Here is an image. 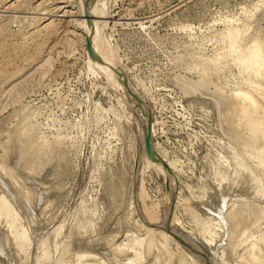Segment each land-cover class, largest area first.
<instances>
[{"label": "rangeland", "instance_id": "1", "mask_svg": "<svg viewBox=\"0 0 264 264\" xmlns=\"http://www.w3.org/2000/svg\"><path fill=\"white\" fill-rule=\"evenodd\" d=\"M84 3L114 63H89ZM255 43L264 56V0H0V264H129L149 209L175 213L200 264H264V74L237 59ZM123 75L177 183L138 163L132 193L141 125ZM242 88L259 127L230 114ZM214 90L237 99L220 112Z\"/></svg>", "mask_w": 264, "mask_h": 264}, {"label": "bare ground", "instance_id": "2", "mask_svg": "<svg viewBox=\"0 0 264 264\" xmlns=\"http://www.w3.org/2000/svg\"><path fill=\"white\" fill-rule=\"evenodd\" d=\"M95 2V1H94ZM98 3V2H96ZM93 14V21H94V24H95V28H96V32H97V38H98V43H96V39H94V52H95V55L97 57L98 60H102L101 58H104V59H107L109 62H112L113 61V58H112V54L110 55L109 52H108V55H110V57L106 56L103 49H102V46L105 45L103 43V40L101 38V28H100V25L98 23V20L96 19L95 15H99V14H96L95 12L97 11V7H96V4L94 3H91L89 6H88ZM99 10L101 8H98ZM83 11H84V8H83ZM103 11V10H102ZM101 13V11H100ZM103 14V13H102ZM101 16V15H100ZM86 12L84 11V20H83V23L85 24L86 26V35H89L90 34V27L87 25L86 23ZM103 17V16H102ZM100 19V18H99ZM86 39V37H85ZM107 45V44H106ZM231 47H233L234 49L237 48V44L233 41L231 43ZM86 49H87V46H86ZM257 49V51H256ZM108 51V49H107ZM88 52V50H87ZM237 59L243 63H245V65L249 68H251V70H254L256 72H260V73H263L264 74V56L263 54L261 53L260 51V44L259 43H255L253 48H252V52L247 54V55H243V54H238L237 55ZM89 63L91 65H94V64H99L98 62H94L92 61L90 58H89ZM114 63V61H113ZM109 66V65H107ZM115 66V65H114ZM91 68V67H90ZM93 68V67H92ZM102 69H104L106 71V73L109 75L108 78L111 76H114V73L112 70L110 69H107L105 66L104 67H101ZM115 78V77H114ZM192 86L196 89H200L201 91L203 92H206V85L204 83H201V82H194L192 84ZM136 91V90H135ZM128 94V97L130 98V95L128 93V91L126 92ZM138 93V92H137ZM136 93V96L138 98V100L140 101V95ZM236 93L242 98V101H235V102H232L233 100L237 99H233L232 101H230V97L227 96V95H224L223 93H220L219 91H216L214 90L212 92V94L215 96V99H216V102H217V105L219 107V110L221 112L222 108L221 106L225 105V104H229L232 102L231 104V107H236L237 111L236 112H231L230 114L236 116L237 119H241L245 116H248L249 115V119H250V125H251V128L252 127H259L261 122L256 120V118L252 115H254L260 108H262L263 106L261 105V103H258V100L256 99V97L253 95L252 92H250L248 89H241V90H237ZM238 97V96H237ZM131 99V98H130ZM129 99V100H130ZM132 100V99H131ZM132 102L134 103V101L132 100ZM140 103V102H139ZM263 104V103H262ZM133 105V104H132ZM134 107H135V104H134ZM132 108V107H131ZM135 109V108H134ZM145 107L144 105H142V103H140V110H141V115L142 117L141 118H146L147 116V121L152 129V123H154L153 119L151 118V115L148 113V112H145L146 116L144 115V113L142 112V110H144ZM231 109V108H230ZM230 109H228V113L230 111ZM132 111V110H131ZM263 113H264V107H263ZM137 119V118H136ZM135 119V121H136ZM244 119V118H243ZM138 123V122H137ZM140 125H141V132H140V135H141V152H140V162H139V168L141 169L142 166H149V165H152L154 166L156 169H158L159 171H162L165 175H168V170H167V167L166 165L163 163V162H160V163H156V162H152L150 161L146 155L144 154V134H143V127H142V122L140 121ZM24 126V125H23ZM21 126V127H23ZM22 130H25L22 129ZM21 131V130H20ZM24 132V131H23ZM154 131H152L153 133ZM26 133V131H25ZM28 133V132H27ZM17 135V133H16ZM19 135V138H20V134ZM22 135V133H21ZM24 135V134H23ZM32 137L34 136V138L36 137L35 134H31ZM26 136V134H25ZM30 136V134L28 135ZM13 137V136H12ZM22 137V136H21ZM18 138V137H17ZM27 138V136L25 137ZM11 139V137H10ZM9 139V140H10ZM13 139V138H12ZM21 139V138H20ZM20 139H16V140H20ZM22 139H24L22 137ZM29 139V137H28ZM30 139L31 136H30ZM15 140V139H14ZM15 140V141H16ZM35 140V139H34ZM22 141V140H21ZM27 141V140H26ZM29 141H32V140H28L26 143L24 142V140L22 141V144H24V151H26L25 149L27 148V146H29ZM18 142V141H17ZM24 142V143H23ZM21 143V142H20ZM12 144V143H10ZM15 144V143H14ZM13 144V145H14ZM18 144V143H17ZM12 146V145H11ZM10 146V148H11ZM19 146V145H18ZM17 146V147H18ZM32 146V145H31ZM30 146V147H31ZM35 146V145H34ZM38 146V145H37ZM52 145H50L51 147ZM22 148V145L20 146ZM49 147V146H48ZM153 147H154V152H155V155L157 157H160V158H164L166 160H168L171 164L172 167H174V161L172 159H168L166 158L164 155H160L158 153V149H157V145L155 143V141H153ZM20 149V148H19ZM43 149V148H42ZM45 149V148H44ZM50 149V148H49ZM28 150V149H27ZM33 150V149H32ZM13 151V150H12ZM18 151V150H17ZM16 151V152H17ZM22 151V150H20ZM23 151V153H25ZM42 151V150H41ZM28 152V151H27ZM19 153V152H18ZM34 154L32 155V153L30 155H32V159L34 160V162H40L37 157L40 155L39 154V147L38 148H34ZM27 154L29 153H26L25 156H27ZM13 155V154H12ZM16 155V154H15ZM18 155V154H17ZM10 156V155H9ZM22 156V154L20 155ZM19 156V157H20ZM37 156V157H36ZM18 157V158H19ZM23 157H24V154H23ZM23 157H20V158H23ZM33 157H36L35 159ZM19 158V159H20ZM28 158V156H27ZM27 158H26V161H27ZM30 158V157H29ZM13 159V158H12ZM24 159V158H23ZM29 160V159H28ZM31 161V159L29 160ZM151 166V167H152ZM251 174V178L252 179H255V177L253 176V172H250ZM169 179V177H168ZM170 181V180H169ZM168 182V180H167ZM141 186V185H139ZM142 188V187H141ZM140 188V189H141ZM142 190V189H141ZM169 193V192H168ZM170 194V193H169ZM170 196V195H168ZM6 198H3L2 199V204H1V214L3 213L6 217L10 218L12 217V215H14L12 209H11V203L10 201H7L4 200ZM168 200V199H167ZM9 202V204L7 203ZM167 201H164V203H166ZM168 204V202H167ZM17 205V204H16ZM15 205V206H16ZM14 206V205H13ZM12 206V207H13ZM167 206V205H166ZM166 207H164V210H165ZM169 207H167L168 209ZM244 208V207H243ZM14 209V208H13ZM16 209V208H15ZM149 210H152V209H149ZM147 210L146 214L148 216V219H147V222L146 221H143L142 222V227L143 229L145 230V235L141 236V237H135L134 240L128 244L127 246V249L128 250H131V253L132 255L127 257L125 263H132L134 261L138 262V261H143L144 259L146 260V258H149V261H148V264H171L174 262V254H175V251L178 250V251H181L183 252L184 254H187L189 256V258L192 259L193 262H195V264H200L199 260H198V257L196 255V259L195 260L193 258V256H191L189 254V252L186 250V248L184 247V245H182V243H180L178 241V239L176 237H174L172 234L168 233L167 231H165L162 226L163 224H160L159 221L160 219L158 218V216L156 214H154L153 212ZM244 210V209H243ZM165 212V211H164ZM16 213V211H15ZM166 213V212H165ZM168 213V212H167ZM172 213V212H171ZM175 214V213H173ZM172 215V217L170 216L171 218V221H170V224L172 227L173 224L175 225V217ZM232 215H233V212L231 215H228L229 218L232 219ZM176 216V215H175ZM238 216V215H237ZM162 217V216H161ZM235 217V216H234ZM233 217V219H235ZM145 218H147L145 216ZM163 219V218H162ZM177 219V218H176ZM232 219V220H233ZM240 218H236L237 221H240L238 220ZM231 220V222H232ZM234 223H235V220H233ZM11 222V220H10ZM140 222V221H139ZM161 222V221H160ZM163 223V222H162ZM168 227H170V224H169V219L167 218V220L164 222ZM239 223V222H238ZM177 224V223H176ZM180 224V223H179ZM178 226V225H176ZM181 226V225H180ZM139 225H138V229H139ZM171 228V227H170ZM175 228V227H174ZM182 227H180L181 229ZM142 228L140 227V230ZM178 232H180L187 240L188 242L190 243V241H193V237L191 235H188V234H184L185 232L187 233V231H185L184 233H182L181 231H179L178 229H176ZM183 231V229H182ZM197 238V237H196ZM190 240V241H189ZM195 242V241H194ZM191 245V244H190ZM192 246V245H191ZM258 246V244L256 242H253L251 244V250L253 251L254 249H256V247ZM120 248V247H119ZM122 248V247H121ZM126 250V249H125ZM126 252V251H125ZM124 254V252H123ZM124 258V257H123ZM140 263V262H139ZM134 264V263H133ZM136 264V263H135ZM225 264V263H224Z\"/></svg>", "mask_w": 264, "mask_h": 264}, {"label": "water", "instance_id": "3", "mask_svg": "<svg viewBox=\"0 0 264 264\" xmlns=\"http://www.w3.org/2000/svg\"><path fill=\"white\" fill-rule=\"evenodd\" d=\"M84 9L86 12V23L90 27V34L86 35V46H87V50H88V55L92 61L99 62V60L97 59L95 52H94V39H96V41H97L96 43H98V38H97L98 36H97L94 21H93V14H92L90 8L88 7L87 3L86 4L84 3ZM122 81L124 83L126 90L128 91V93L130 95V98L134 101V104H135L134 113H135L136 117L142 122L143 134H144V154L152 162H156V163L163 162L167 167V170H168L170 177L172 178V180L174 182L177 183L176 178L174 176V170H173L170 162L164 158H160V157H157L155 155L154 147H153L152 129H151L147 119L141 118L142 113L140 110V103H139L138 98L136 96V91H135L134 86L132 85V83L129 82L128 78L124 75L122 76ZM138 163H139V161L136 162L135 169H134V172L132 174L133 175V179H132V193L133 194H136L134 177H135V174L137 172ZM170 213H171V211L168 212V215ZM162 228L165 231H167L168 233L172 234L174 237H176L178 239V241L180 243H182V245H184V247L189 252V254L191 256H193V258L195 260H197L196 259V252L194 251V248L190 245L188 240L180 232H178L176 230V228H174V227L170 228L165 223L163 224Z\"/></svg>", "mask_w": 264, "mask_h": 264}]
</instances>
